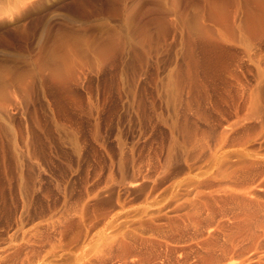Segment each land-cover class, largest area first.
<instances>
[{"label": "rangeland", "instance_id": "1", "mask_svg": "<svg viewBox=\"0 0 264 264\" xmlns=\"http://www.w3.org/2000/svg\"><path fill=\"white\" fill-rule=\"evenodd\" d=\"M0 264H264V0H0Z\"/></svg>", "mask_w": 264, "mask_h": 264}, {"label": "bare ground", "instance_id": "2", "mask_svg": "<svg viewBox=\"0 0 264 264\" xmlns=\"http://www.w3.org/2000/svg\"><path fill=\"white\" fill-rule=\"evenodd\" d=\"M226 137V136H225ZM227 140V139H226ZM223 151V150H222ZM236 152V151H235ZM245 152V151H244ZM236 153H238L239 154V152H236ZM243 154H245V153H243ZM247 154V153H246ZM245 154V155H246ZM230 155H231V153H230ZM235 155V154H234ZM237 155V154H236ZM248 155V154H247ZM224 157V156H223ZM226 157V156H225ZM213 158V157H212ZM217 158V157H216ZM221 161H223V160H221ZM242 161H243V159H242ZM244 162V161H243ZM247 162V161H246ZM249 162V161H248ZM248 162H247V164H248ZM221 163V162H220ZM223 163V162H222ZM236 163H237V161H236ZM235 163V164H236ZM242 163V162H241ZM216 164H218V163H216ZM209 166V165H208ZM216 166V165H215ZM230 166V165H229ZM236 166V165H235ZM208 170V169H207ZM233 171V170H232ZM218 173V172H217ZM222 173V172H221ZM215 174V173H214ZM202 176V175H201ZM216 179V178H215ZM218 183V182H217ZM192 184V183H191ZM228 184V183H227ZM228 186V185H227ZM226 186V187H227ZM215 187H217L216 185H215ZM224 187V186H223ZM228 188V187H227ZM203 191V190H202ZM209 191V190H208ZM215 191V190H214ZM197 192V191H196ZM218 192V191H217ZM224 192V191H223ZM210 194V193H209ZM215 194V193H214ZM217 194V193H216ZM220 197V196H219ZM231 198V197H230ZM173 199V198H172ZM215 199V198H214ZM222 199V198H221ZM210 200V202L212 201L211 199H209ZM216 202V201H215ZM220 204V203H219ZM224 204V203H223ZM171 205V204H170ZM175 205V204H174ZM178 205H180V204H178ZM195 205V204H194ZM205 205V204H204ZM213 205V204H212ZM207 206V205H206ZM205 206V207H206ZM221 207V206H220ZM174 208V207H173ZM203 208V207H202ZM206 208H208V207H206ZM190 209V208H189ZM212 209V208H211ZM197 210V209H196ZM201 212V211H200ZM208 212V211H207ZM181 213V212H180ZM191 213V212H190ZM200 214V213H199ZM210 214V213H209ZM207 215V214H206ZM174 217V216H173ZM193 217V216H192ZM187 218V217H186ZM183 219V218H182ZM171 220V219H170ZM175 220V219H174ZM50 262V261H49Z\"/></svg>", "mask_w": 264, "mask_h": 264}]
</instances>
